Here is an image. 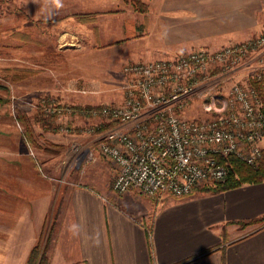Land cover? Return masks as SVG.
Wrapping results in <instances>:
<instances>
[{"label":"crops","instance_id":"obj_1","mask_svg":"<svg viewBox=\"0 0 264 264\" xmlns=\"http://www.w3.org/2000/svg\"><path fill=\"white\" fill-rule=\"evenodd\" d=\"M141 1L142 12L125 0H63L58 10L42 4L41 12L52 15L53 41L28 42L33 55H49L43 70L26 68L29 89L59 103H120L125 63L215 49L264 30V0ZM131 13L139 20L130 22ZM130 27L137 31L126 33ZM62 70L69 72L65 83ZM42 72L48 83L36 80ZM19 165L25 171L14 177L16 190L7 193L0 185L10 197L7 209L0 206V264H25L37 242L46 245L48 264H264V221L237 223L264 215V181L140 199L134 190L110 187V167L101 177L82 168L76 181L54 183L32 161L19 159Z\"/></svg>","mask_w":264,"mask_h":264},{"label":"built area","instance_id":"obj_2","mask_svg":"<svg viewBox=\"0 0 264 264\" xmlns=\"http://www.w3.org/2000/svg\"><path fill=\"white\" fill-rule=\"evenodd\" d=\"M242 68L249 71L247 79H232ZM121 71L120 103L76 110L98 119L96 151L115 166L110 182L115 192L180 197L198 184L224 180L228 169L217 156L234 155L251 165L260 159L263 102L249 80H264V32L217 49L127 62ZM192 96L202 99L206 117L175 111ZM46 108L57 114L75 111L53 101Z\"/></svg>","mask_w":264,"mask_h":264},{"label":"rangeland","instance_id":"obj_3","mask_svg":"<svg viewBox=\"0 0 264 264\" xmlns=\"http://www.w3.org/2000/svg\"><path fill=\"white\" fill-rule=\"evenodd\" d=\"M36 2H39V6H33ZM42 4L43 0H0V185L7 190V193L10 190H16L14 177L25 171V167L22 165H19L22 168L16 169L15 164L19 159L27 162L32 161L35 171L38 174L48 176L54 183L59 180L76 181L75 176L84 172L81 170L82 168L88 171L86 173L89 176L95 177L103 176L101 170L106 167L112 168L113 176L116 172L115 166L96 151L97 132L94 131L93 126H95L97 118H91L76 111H63L59 114L47 112L46 107L49 102H57L54 96L31 91L26 84V76L19 79L15 78L28 66L34 65L43 70L41 68L48 64L49 55H33L31 53L32 48L29 47L32 45H28V42H31L33 38H37L40 42L44 40L48 46L53 41L49 36L52 26L49 17L52 15L47 11L41 12V9L44 10ZM67 10L71 11L70 8ZM126 15L128 14L124 11V16ZM136 18L139 20V17H134L131 13L128 20L132 22ZM135 31H137L135 27H130L126 33H135ZM244 40L228 42L215 49ZM204 48L209 47L204 46ZM82 49L83 55L81 56H84L87 49L85 47ZM59 73H61L60 82L65 83V75L69 72L62 70ZM248 74L249 71L242 68L234 73L232 79L245 81ZM44 79L48 83L43 72L36 75L39 84L43 83ZM107 94L100 93L97 96L107 100L110 97ZM61 104L73 106L71 102ZM101 104L104 103L96 106ZM40 110L43 117L47 118L46 126L49 127L48 129L40 126L35 120V116ZM175 111L188 118L201 119L206 117L202 108V99L198 96H192ZM27 125L33 132L32 136L35 141L33 143L27 139L25 133ZM89 151L92 153V159L89 158ZM94 160L100 165L96 167L93 163ZM259 160L250 165L256 167ZM10 177L12 178L11 181ZM217 183H201L193 189L201 186H212ZM137 194L141 195L139 196L140 199L146 198L141 193L137 192ZM0 195V206H2L1 209L5 210L8 208L5 205L9 203L10 197L7 194L4 195L3 192H0Z\"/></svg>","mask_w":264,"mask_h":264},{"label":"trees","instance_id":"obj_4","mask_svg":"<svg viewBox=\"0 0 264 264\" xmlns=\"http://www.w3.org/2000/svg\"><path fill=\"white\" fill-rule=\"evenodd\" d=\"M125 1H130L132 5L134 6V8L138 11L142 12L146 10V4L143 3L141 0H125ZM81 17L84 19H90L91 15L83 14L81 15ZM27 73L28 71L23 70L15 78L16 79L24 78L27 75ZM263 81L264 80H256V79L250 78L249 84L257 90L259 96L262 99L263 110H264V82ZM71 107L75 111L80 108L79 105H73ZM46 119L47 118L43 117L41 110L35 116V120L39 123V125L46 127L45 129H48L49 127L46 126L47 125ZM106 126H110V124H106L104 127ZM25 133L27 135V139H29L31 143L35 142L32 136L33 132L28 127V125L26 126ZM217 160L219 163L226 165L228 169V174L225 177V179L218 182L215 185L201 186L197 189L203 192H218V191L238 187L244 183H256V182L264 181V148L262 149L261 157L256 167L251 166L250 164H247L246 162L235 157L234 155L217 156ZM262 221H264V215L258 218H254V219L240 220V221H237V223L241 227H244L246 225L258 223ZM45 249H46V245L42 246L40 242H37L31 248L25 264H48V258L45 253Z\"/></svg>","mask_w":264,"mask_h":264},{"label":"clouds","instance_id":"obj_5","mask_svg":"<svg viewBox=\"0 0 264 264\" xmlns=\"http://www.w3.org/2000/svg\"><path fill=\"white\" fill-rule=\"evenodd\" d=\"M43 6L48 9H61L64 7L63 0H43Z\"/></svg>","mask_w":264,"mask_h":264}]
</instances>
